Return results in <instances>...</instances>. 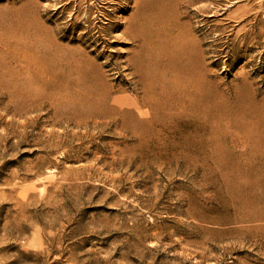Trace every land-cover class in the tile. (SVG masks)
I'll return each mask as SVG.
<instances>
[{"label":"rangeland","instance_id":"rangeland-1","mask_svg":"<svg viewBox=\"0 0 264 264\" xmlns=\"http://www.w3.org/2000/svg\"><path fill=\"white\" fill-rule=\"evenodd\" d=\"M0 264H264V0H0Z\"/></svg>","mask_w":264,"mask_h":264},{"label":"bare ground","instance_id":"bare-ground-1","mask_svg":"<svg viewBox=\"0 0 264 264\" xmlns=\"http://www.w3.org/2000/svg\"><path fill=\"white\" fill-rule=\"evenodd\" d=\"M139 13H140L139 15H141V13H143V12H139ZM137 15H138V13H137ZM135 18H136V16H135ZM139 18H140V16L138 17V19ZM142 18H143V16H142ZM144 20H146V19H144ZM129 23H130V21H129ZM135 24L132 23L131 25L129 24V26H133ZM130 28L131 27H129V29ZM137 28H138V25H137ZM129 29L126 32V34H127L126 37H128V39L131 40L133 43H137V42L139 43V42H141L140 41V37H139L140 35L138 36L137 32L132 31V30L130 31ZM143 38H141V39H143ZM170 61H171V59H170ZM171 62H169V63H171ZM58 63H59V66L61 68L60 71H63V72H60L62 79H61L60 83H58V85H57L58 87H60V90L62 91V93L60 95V104H61V107L63 109L62 111L65 114L71 115L73 118L79 119V120H85V119H91V118H107L108 117V114H107L108 107L106 106L107 105L106 104V101H107L108 96H109L108 93H107V91H104L103 90V91H101L99 93V97H100L99 102H97V103H95V102H93V103L89 102L88 101V99H89L88 96L90 94H94V91L95 90H93V88L92 89H85L84 88L86 85H85V82L82 79V77L83 76H86V75H83L82 76L83 71H84V70H82V68H83L82 66L83 65L80 64V62L78 60H73L72 61V63H73L72 65L66 64V63L62 62L60 59L58 60ZM151 63L153 64L152 61L150 62V64ZM138 64H139V60H137V58H134L129 63L130 66L135 67L137 69L139 68L138 67ZM140 65L141 64H139V66ZM167 68H168V66H167ZM170 70H172V67H171ZM196 70H198V69H196ZM64 71H69V72H64ZM72 71H74V72H72ZM78 71H81V73L78 72ZM7 75H9V74H7ZM8 77H10V76H8ZM81 79L83 80V83H82ZM88 81H89V79H88ZM96 82L94 81V83H96ZM98 84H99V82H98ZM94 86H92V87H94Z\"/></svg>","mask_w":264,"mask_h":264}]
</instances>
